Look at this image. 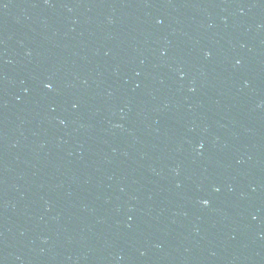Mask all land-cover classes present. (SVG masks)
<instances>
[{"label": "water", "instance_id": "obj_1", "mask_svg": "<svg viewBox=\"0 0 264 264\" xmlns=\"http://www.w3.org/2000/svg\"><path fill=\"white\" fill-rule=\"evenodd\" d=\"M0 264H264V0H0Z\"/></svg>", "mask_w": 264, "mask_h": 264}, {"label": "clouds", "instance_id": "obj_2", "mask_svg": "<svg viewBox=\"0 0 264 264\" xmlns=\"http://www.w3.org/2000/svg\"><path fill=\"white\" fill-rule=\"evenodd\" d=\"M205 203H207V202H205Z\"/></svg>", "mask_w": 264, "mask_h": 264}]
</instances>
